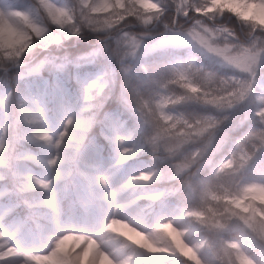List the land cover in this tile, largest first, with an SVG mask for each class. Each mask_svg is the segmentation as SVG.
Returning a JSON list of instances; mask_svg holds the SVG:
<instances>
[{
    "label": "clouds",
    "instance_id": "clouds-1",
    "mask_svg": "<svg viewBox=\"0 0 264 264\" xmlns=\"http://www.w3.org/2000/svg\"><path fill=\"white\" fill-rule=\"evenodd\" d=\"M0 264H264V0H0Z\"/></svg>",
    "mask_w": 264,
    "mask_h": 264
},
{
    "label": "rangeland",
    "instance_id": "rangeland-1",
    "mask_svg": "<svg viewBox=\"0 0 264 264\" xmlns=\"http://www.w3.org/2000/svg\"><path fill=\"white\" fill-rule=\"evenodd\" d=\"M10 2H15V0H10ZM185 255H191V252L189 250H185Z\"/></svg>",
    "mask_w": 264,
    "mask_h": 264
}]
</instances>
